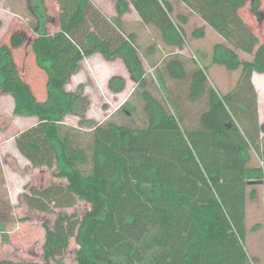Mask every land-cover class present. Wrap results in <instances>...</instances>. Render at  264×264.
Returning <instances> with one entry per match:
<instances>
[{"label": "trees", "instance_id": "trees-1", "mask_svg": "<svg viewBox=\"0 0 264 264\" xmlns=\"http://www.w3.org/2000/svg\"><path fill=\"white\" fill-rule=\"evenodd\" d=\"M29 1L35 37L16 32L0 46V92L12 98L14 116L36 119L14 137L18 153L32 169L52 170L66 181L23 196L30 210H59L53 226L45 227L42 264H61L72 238L76 264H249L243 248L246 201L256 195L247 190L264 181V168L249 166L252 150L264 167V124L251 78L254 72L264 75V35L253 33L240 12L247 8L264 30V0H177L224 40L213 46L211 64L239 71L233 90L219 96L196 66L186 97L206 102L191 129L147 89L135 37L121 28L131 6L164 44L180 50L184 34L169 2L117 0L116 16L107 18L91 0H55L53 19L42 0ZM48 24L55 29L48 31ZM24 45L46 75L43 101L34 97L14 61L13 51ZM97 53L124 64L136 86L132 95L141 101L140 128L111 116L102 123L86 120L88 101L80 85L67 90L80 64ZM166 64L184 78L180 62ZM125 87L120 76L107 82L114 94ZM68 115L78 118L77 127L64 124ZM78 202L88 205L81 216L65 213Z\"/></svg>", "mask_w": 264, "mask_h": 264}, {"label": "rangeland", "instance_id": "rangeland-1", "mask_svg": "<svg viewBox=\"0 0 264 264\" xmlns=\"http://www.w3.org/2000/svg\"><path fill=\"white\" fill-rule=\"evenodd\" d=\"M42 1L47 14L56 19L58 6L55 0ZM91 2L97 5L105 17H114L113 11L117 0H91ZM32 6L29 0H3L0 2V46L8 45L10 36L16 32L24 33L28 39L35 37L36 18L32 12ZM126 17L130 23H134L132 15ZM253 23V28L250 27L251 31L262 39L263 26L255 22L254 19ZM196 26L197 24H193V28ZM54 27L53 24H48L47 29L53 31ZM121 28L125 33L133 34L127 31L122 23ZM183 34L184 41L181 49L189 56L193 65H197L203 70L208 85L219 96H225L233 90L239 71L230 72L221 66L211 64L216 34L210 29L206 33V38L198 44L194 37H191L190 28L183 31ZM136 35L141 36L140 31ZM139 39L141 37L135 39V44L139 48L138 57L147 74V89H151L156 98L164 101L172 116L181 119L183 128L187 126L188 129H191L190 123L194 122L198 112L205 108L206 98L204 97V100L201 99L198 102H190L186 97L188 89H170L171 93L180 97V100L176 101L175 96L165 87L161 76V69L166 66L167 62L165 61L168 58L162 59L160 70L154 69L152 75L149 69L151 62L146 61L147 47H154L153 53L158 50L157 56L162 58L164 55L170 56L169 54L175 52V48L163 47L161 42L158 48L156 44L158 39L147 31L142 33V40ZM151 42L153 44H149ZM239 56L243 59H251L246 55L239 54ZM13 57L21 78L29 85L34 97L38 101H43L46 97V75L36 66L29 46L24 45L15 49ZM187 63L190 65L189 60ZM112 76H120L124 79L126 87L121 93L114 94L108 90L107 82ZM262 76L264 77V75ZM79 85L83 96L88 101L84 115L86 120L102 123L111 116L113 121L123 123L130 128H140L144 124L141 101L137 95H132L136 86L131 81L120 59L107 61L99 53L85 59L76 74L71 77L66 88L74 92L77 91ZM128 102L131 106H127V110L124 109L119 113L117 110ZM179 102L182 104V108L181 104H178ZM185 111H187V115ZM259 114L261 120L264 121L262 112H258V116ZM184 116L185 120H183ZM63 122L68 127H77L78 118L68 115ZM33 123H35L33 118L14 116L12 98L0 92V261H4L5 264L43 263L41 255L45 227L53 226L59 210L54 213L30 210L23 196L31 189L44 190L51 186L66 184L65 180L55 178L52 170L32 169L16 150L14 137ZM239 127L241 126L239 125ZM262 152L264 155V145ZM249 154L250 167L264 168L262 159L254 151L250 150ZM247 191L248 194L253 192L256 196L253 199L248 198L246 201V236L243 248L249 259V264H264V181L261 185L251 184ZM86 209H88L86 203L78 202L74 208L65 210V213L81 216ZM76 248L74 239H70L68 250L61 264H76L74 260Z\"/></svg>", "mask_w": 264, "mask_h": 264}, {"label": "crops", "instance_id": "crops-1", "mask_svg": "<svg viewBox=\"0 0 264 264\" xmlns=\"http://www.w3.org/2000/svg\"><path fill=\"white\" fill-rule=\"evenodd\" d=\"M166 1L172 5L171 15L175 20H177L179 22L181 29L183 31H185L187 28H190V35H191V37L192 36L194 37L195 42L197 44L202 42L206 38V33L211 28L208 27L197 15L191 13L184 5L179 3L177 0H166ZM95 6L97 7L96 4H95ZM113 12H114L113 16L115 17L116 16L115 6H114ZM240 14L243 17L245 24L249 28L250 27L253 28L252 25L254 24L253 23L254 18L249 14V10L246 8L243 11H241ZM127 15H132V18L134 19V23H130V21L126 17ZM182 20H184L185 22L183 23ZM121 22H122V26H124V28H126L127 31L134 34L135 39L137 37H141V39H139L141 41L142 40V33L147 31L150 34L155 35L156 39H158V40H156V44H157L158 48L160 47L159 46L160 42L162 43L163 47L172 48L171 46H168L162 42L160 33L157 29H155L152 26H144L141 23L139 16L137 15V13L134 11V9L131 6H130L128 12L123 14V16L121 17ZM193 24H197V26L193 28ZM200 30H201V32H203L202 37H199ZM138 31H140L141 36L136 35ZM216 36H217V38L215 40V43L223 44L224 40L218 34H216ZM149 44H153V42H151ZM147 48H149V47H147ZM152 48H154V47H152ZM153 50H155V49H153ZM153 50H150L148 52L146 51L147 52L146 61L151 62V64L149 65V69L151 71L150 74L152 75L153 70L156 68L160 70L161 63L163 61L162 59H164V58H168L165 62H168L170 60L178 61L181 63L182 67L185 70L184 78L178 70H171L172 72H170V69H168V66L166 64V66L162 67V69H161V76L163 79V83L167 89H190L191 74L196 70L197 65L192 64V60H190L189 56L187 54L183 53L182 49L179 50V49L175 48V52L169 54L170 56L164 55V57L162 58V57L157 56L159 54L158 50L154 53H153ZM239 54H242V53H239ZM242 55H245V54H242ZM188 60L190 61V65H188V63H187ZM152 63H153V65H152ZM262 75L263 74H259V73L254 72L252 74L251 83H252V86H253L255 93H256L258 112H260V113L262 112V114L264 115V77ZM227 83L229 84V81ZM229 89H231V88H229ZM258 117H259V123L264 124V121L261 120L260 114ZM33 119L36 122V119L35 118H33ZM34 124L35 123H33L31 126L27 127L26 129L32 127Z\"/></svg>", "mask_w": 264, "mask_h": 264}]
</instances>
